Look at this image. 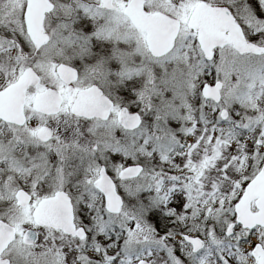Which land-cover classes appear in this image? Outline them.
I'll return each mask as SVG.
<instances>
[{
  "label": "snow or ice",
  "instance_id": "1",
  "mask_svg": "<svg viewBox=\"0 0 264 264\" xmlns=\"http://www.w3.org/2000/svg\"><path fill=\"white\" fill-rule=\"evenodd\" d=\"M0 264H264V0H0Z\"/></svg>",
  "mask_w": 264,
  "mask_h": 264
}]
</instances>
